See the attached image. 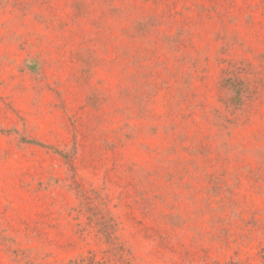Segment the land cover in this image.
I'll list each match as a JSON object with an SVG mask.
<instances>
[{"label": "rangeland", "instance_id": "1", "mask_svg": "<svg viewBox=\"0 0 264 264\" xmlns=\"http://www.w3.org/2000/svg\"><path fill=\"white\" fill-rule=\"evenodd\" d=\"M0 264H264V0H0Z\"/></svg>", "mask_w": 264, "mask_h": 264}]
</instances>
